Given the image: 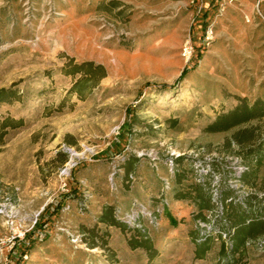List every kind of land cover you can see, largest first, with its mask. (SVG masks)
<instances>
[{
  "label": "rangeland",
  "instance_id": "1",
  "mask_svg": "<svg viewBox=\"0 0 264 264\" xmlns=\"http://www.w3.org/2000/svg\"><path fill=\"white\" fill-rule=\"evenodd\" d=\"M0 88V264H264L221 198L264 200V116L209 129L264 100V0H0Z\"/></svg>",
  "mask_w": 264,
  "mask_h": 264
},
{
  "label": "trees",
  "instance_id": "2",
  "mask_svg": "<svg viewBox=\"0 0 264 264\" xmlns=\"http://www.w3.org/2000/svg\"><path fill=\"white\" fill-rule=\"evenodd\" d=\"M86 67V68H85ZM72 74L80 73L82 78H80L76 84H74L72 90L76 93L81 94V88L79 85L86 80H94L98 76L105 77L106 72L101 65L93 66L92 63L76 65L72 71ZM14 92L9 88H0V102L9 101V98L12 97ZM243 106H239L236 110L232 111L229 114L221 116L216 120L210 127V130H226L229 129L241 122H244L255 116H264V100H258L254 105L244 108L245 114L241 116L237 114V111ZM64 158L66 154L63 155ZM245 159L249 158L247 161V168L241 174L240 179L242 183L248 184L251 186L257 185V182L260 177V171L264 167V141L258 143L256 146L249 147L248 151L244 154ZM193 189L196 192V196L190 197L186 192L178 194L179 198L188 199L192 198L197 202L200 210V215L202 219L206 220V217L203 214V210L210 209L212 207L211 201L204 192L202 185L194 184ZM228 197L227 193L222 192L221 198L224 201L226 206V214L232 222L234 232L232 235V245L231 251H238L245 245L247 239H254L259 235L264 234V200H261L256 193H250L244 196L241 200L237 199V196L233 194ZM229 198L230 200L228 201ZM112 223H115L112 221ZM145 235V234H144ZM144 241H133L130 240V246L132 248L143 247L146 251H151L153 256L156 253V250L152 247L147 236H144ZM210 237H204L203 240H196L198 245L197 257L201 258L209 249ZM221 248H225V241H222ZM154 249V250H153Z\"/></svg>",
  "mask_w": 264,
  "mask_h": 264
},
{
  "label": "crops",
  "instance_id": "3",
  "mask_svg": "<svg viewBox=\"0 0 264 264\" xmlns=\"http://www.w3.org/2000/svg\"><path fill=\"white\" fill-rule=\"evenodd\" d=\"M233 1H241V0H233ZM233 1H231V2H233ZM242 1H243V0H242ZM193 235H196V232H193ZM193 240H195V239L193 238ZM195 242H196V240H195ZM196 246H197V243H196ZM197 253H198V248L196 247V248H195V252H194L195 257H196L197 259H201V258H203V257L198 258V257H197Z\"/></svg>",
  "mask_w": 264,
  "mask_h": 264
},
{
  "label": "built area",
  "instance_id": "4",
  "mask_svg": "<svg viewBox=\"0 0 264 264\" xmlns=\"http://www.w3.org/2000/svg\"><path fill=\"white\" fill-rule=\"evenodd\" d=\"M223 1H233V0H223ZM65 170H67V168Z\"/></svg>",
  "mask_w": 264,
  "mask_h": 264
}]
</instances>
